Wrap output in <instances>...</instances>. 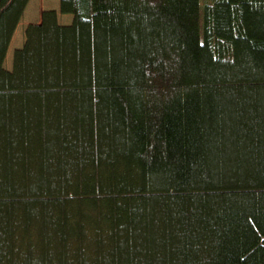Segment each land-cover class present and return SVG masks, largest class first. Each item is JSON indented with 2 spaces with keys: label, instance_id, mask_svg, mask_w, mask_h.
Returning <instances> with one entry per match:
<instances>
[{
  "label": "trees",
  "instance_id": "1",
  "mask_svg": "<svg viewBox=\"0 0 264 264\" xmlns=\"http://www.w3.org/2000/svg\"><path fill=\"white\" fill-rule=\"evenodd\" d=\"M0 0V264H264V0Z\"/></svg>",
  "mask_w": 264,
  "mask_h": 264
},
{
  "label": "rangeland",
  "instance_id": "2",
  "mask_svg": "<svg viewBox=\"0 0 264 264\" xmlns=\"http://www.w3.org/2000/svg\"><path fill=\"white\" fill-rule=\"evenodd\" d=\"M213 0H199L200 14L202 13L203 7L206 4L212 3ZM56 11L59 10L58 0H30L23 15L18 23V26L12 36L6 57L4 60V69L10 71L12 67V56L13 52L20 48L24 43V31L29 24H37L40 22L41 13L44 11ZM58 23L60 25H69L72 17L69 15H57Z\"/></svg>",
  "mask_w": 264,
  "mask_h": 264
}]
</instances>
